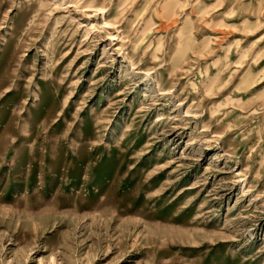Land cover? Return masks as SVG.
Here are the masks:
<instances>
[{
  "label": "rangeland",
  "instance_id": "obj_1",
  "mask_svg": "<svg viewBox=\"0 0 264 264\" xmlns=\"http://www.w3.org/2000/svg\"><path fill=\"white\" fill-rule=\"evenodd\" d=\"M0 264H264V0H0Z\"/></svg>",
  "mask_w": 264,
  "mask_h": 264
},
{
  "label": "bare ground",
  "instance_id": "obj_2",
  "mask_svg": "<svg viewBox=\"0 0 264 264\" xmlns=\"http://www.w3.org/2000/svg\"><path fill=\"white\" fill-rule=\"evenodd\" d=\"M237 60V59H236Z\"/></svg>",
  "mask_w": 264,
  "mask_h": 264
}]
</instances>
